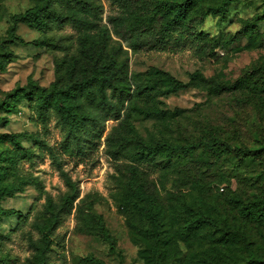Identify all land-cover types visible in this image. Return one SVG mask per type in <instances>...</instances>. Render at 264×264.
Segmentation results:
<instances>
[{"label": "rangeland", "instance_id": "374dc122", "mask_svg": "<svg viewBox=\"0 0 264 264\" xmlns=\"http://www.w3.org/2000/svg\"><path fill=\"white\" fill-rule=\"evenodd\" d=\"M95 1L102 7L97 22L107 25L111 45L117 49L121 44L118 62L127 60L128 75L154 66L183 82H189L195 72L204 80L168 94L147 96L150 115L144 117L128 112L126 101L117 119L92 109L102 122L100 136L87 155L63 156L64 167L80 188L79 198L58 229L65 234L68 264H92L89 258L105 264H226L243 261L246 244L264 257V218L241 212L248 200L264 196V89L254 86L258 76L254 69L264 67V0H231L226 12L217 15L207 10L221 0H196L189 15L195 19L206 13L194 30L206 33L209 54L201 45H188L186 39L156 47L153 53H136L109 23L122 15L120 9L109 0ZM135 1L136 10L143 13L153 0ZM32 4V0H0V57L5 61L0 101L13 106L0 111L5 118L0 122L4 168L0 192L8 189L1 194L0 206L14 211L1 218L2 233L13 229L18 215H26L32 204L43 202L45 191L63 190L47 151L39 145L33 166L22 160L23 171L18 172L14 162L20 154L9 138L16 135L25 148L34 140L53 146L59 141L53 121L44 128L24 97L8 95L16 86L48 87L56 79L50 53L32 43L39 37L33 28L16 23L15 33L22 41L7 42L13 17ZM85 31L91 36L95 29ZM68 32L77 30L68 28ZM126 124L144 143L189 144L190 150L163 153L153 168L125 151L117 158L119 132ZM214 136L221 142H236L241 149L206 148L205 139ZM92 138L87 136L88 142ZM137 188L143 192L141 198L136 197ZM146 207L159 215L160 239L150 233ZM92 214L101 217L113 239V250L95 233ZM199 215L211 218L215 225L194 221ZM226 231H233L231 237L225 236ZM6 246L11 257L23 260L28 255L16 235Z\"/></svg>", "mask_w": 264, "mask_h": 264}, {"label": "trees", "instance_id": "16d2710c", "mask_svg": "<svg viewBox=\"0 0 264 264\" xmlns=\"http://www.w3.org/2000/svg\"><path fill=\"white\" fill-rule=\"evenodd\" d=\"M109 1L119 8L122 14L110 19L109 23L114 33L134 52H152L156 47L168 42L180 43L186 39L189 40L188 45H201V50L206 51L204 53H210L206 33L194 30L203 23L206 13L201 12L195 19L189 15L196 0H153L147 3L143 13L136 10L135 0ZM230 1L221 0L219 6H210L207 12L213 15L223 14ZM32 3L26 10L13 17L7 42L22 41L15 33L16 23H24L33 28L39 37L32 43L42 46L50 53L55 65L56 79L48 87L35 84L29 87L16 86L8 95L13 98L24 97L37 123L44 128L53 121L54 127L59 131V141L57 146H53L48 141L34 140L31 147L25 148L16 140V135H9V138L20 154L14 162L18 172L23 171L22 160L28 161L30 167L33 166L35 148L39 145L47 151L50 166L61 180L63 190L55 194L45 191L43 202L32 204L26 215H18L13 229L6 233L0 231V264H68L63 250L65 234L58 232V229L79 198L80 188L64 167L63 156L87 155L91 144L100 136L102 122L100 116L92 109L103 112L105 117L117 119L126 101L129 104L126 109L128 112L144 117L150 115L145 99L147 96L175 92L190 83L203 81L204 78L195 72L189 82H183L154 66L142 74L128 75L127 60L118 62V49L121 44L117 45V49L111 45L107 25L97 22L102 7L95 0H32ZM87 14L88 18L85 17ZM68 28L77 30L76 34L68 32ZM93 29L94 34L88 36L85 30ZM4 66V58L0 57V71ZM254 70L258 72L254 86L264 89V67ZM12 107L9 101H0V111L10 110ZM4 121L5 118L0 115V122ZM123 126V131L119 132L118 150L115 152L117 158H120L121 151H125L135 155L140 163H151L153 168L156 167V157L163 153L190 150L189 144L144 143L138 133L132 128L130 130L131 125ZM98 128L101 129L98 131ZM110 134H113V131ZM87 136L93 137L94 141L88 142ZM254 137L257 139L259 134L255 132ZM204 144L209 149L220 147L224 152L232 147L241 149L238 143L221 142L215 136L206 138ZM3 173L4 168L0 164V176ZM134 191L136 197L143 196L139 188ZM5 193H8V189L1 190L0 197ZM241 212L248 216L264 218V196L248 200L241 206ZM144 213L152 225L150 233L160 239L161 223L158 213L149 207L145 208ZM12 214L13 210L0 206V220ZM198 219L202 223L215 225L211 218L202 215L194 217V221ZM92 220L97 222L95 233L108 242L113 250V239L106 231L101 217L92 214ZM190 222H193V219ZM76 226L80 227L78 222ZM231 232L233 231L224 232L225 236L231 237ZM14 235L28 249V255L23 260L16 256L11 257L6 246V242ZM244 251L243 261L226 264H264V257L257 256L249 244L245 245ZM89 260L92 264H105L94 258Z\"/></svg>", "mask_w": 264, "mask_h": 264}]
</instances>
